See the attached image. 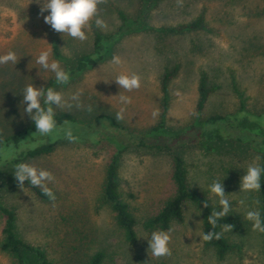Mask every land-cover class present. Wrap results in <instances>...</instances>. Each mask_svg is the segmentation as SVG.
I'll return each instance as SVG.
<instances>
[{
    "label": "rangeland",
    "instance_id": "obj_1",
    "mask_svg": "<svg viewBox=\"0 0 264 264\" xmlns=\"http://www.w3.org/2000/svg\"><path fill=\"white\" fill-rule=\"evenodd\" d=\"M40 2L0 0V55L11 50L20 58L16 65H0V141L16 139L0 147V207L15 213V236L41 249L56 264H85L96 251L103 254L101 264H264V234L254 231L245 218L249 210H257L256 191H240L248 165L257 156L259 165L262 162L264 124L242 118L240 128L232 129L221 142L193 141L185 134L196 119L233 114L239 101L247 114H264L263 1L182 0L178 5L177 0H158L151 6L152 0H107L98 5L97 17L85 29L88 39L83 42L46 24L43 17L49 13L40 14ZM143 6L145 15L138 28L119 35L99 63L78 72L73 69L77 59L91 51L93 30L111 34L120 24L118 11L135 18ZM96 18L107 27L98 28ZM197 18L198 29L165 31ZM44 41L52 45L51 59L69 73L67 84H57L54 73L36 63L39 52L49 47ZM114 55L121 58V65L110 63ZM173 67L177 70L167 84L163 109L160 79ZM121 72L138 74L140 88L131 92L120 88L115 80ZM201 76L212 91L196 116ZM29 84L64 94L72 107L55 109V116L67 114L83 126L98 115H107L126 133L151 145L149 149L137 147L118 136L126 146L116 158V190L135 221L133 243L124 240L113 212L101 198L113 145L105 137L73 142L60 136L57 127L48 136L36 129L27 131L32 120L24 112L27 105L22 103V91ZM76 92L79 100L69 99ZM121 95L130 97L131 103L122 104ZM121 108L123 119L118 120ZM251 135L259 138L250 141ZM236 136L240 141H235ZM43 144L52 147L50 153L25 157L28 150ZM174 155L182 160L189 189L205 195L215 210L220 205L210 193V185L221 181L228 195L227 217L232 229L224 230L223 235L232 249L221 260L202 245L200 214L188 202L182 205V221L171 222L164 231L170 235L171 255L156 258L149 249L148 240L158 230L143 231L141 222L174 193ZM14 160L53 174L55 180L48 187L56 196L54 203L47 196L36 195L28 181L21 190L14 178ZM2 220L0 213V241ZM23 256L25 264H36L33 253L23 251ZM0 264L13 262L0 251Z\"/></svg>",
    "mask_w": 264,
    "mask_h": 264
},
{
    "label": "trees",
    "instance_id": "obj_2",
    "mask_svg": "<svg viewBox=\"0 0 264 264\" xmlns=\"http://www.w3.org/2000/svg\"><path fill=\"white\" fill-rule=\"evenodd\" d=\"M158 0H152L151 6ZM264 3V0H262ZM144 5V3H143ZM141 7L139 14L135 18H128L122 12L118 11L117 16L119 19V26L115 32L102 35L97 30H93L92 34V48L87 54L81 55L76 62L75 71H80L82 69L89 68L97 63H99L103 57L107 47L114 42L119 35L124 34L130 29H136L142 23V19L145 15V10ZM200 24V18L195 21L190 22L186 25L179 26L173 29H165L166 32H180L198 29ZM56 54V53H55ZM176 67L170 70H165L160 79V91L162 95V106L163 109L166 108L167 100V84L169 80L175 75ZM212 91L205 85V78L201 76L198 81L197 86V102L195 105V110L198 116L200 113L208 94ZM164 115V113H162ZM264 114L259 115H249L243 110V103L239 101V107L236 112L229 115H218L214 114L208 116L204 119H196L193 123L186 129L185 133L188 137L193 139V141H216L221 142L230 136L234 129L235 131L240 128V120L246 118L248 121L252 119H258L261 122H254L259 125L264 124V118L261 117ZM260 117V118H259ZM57 123V128L60 129L57 133L60 136L67 137L66 133L71 130L72 135L76 137L75 140L84 141L85 139L92 138H106L114 147V153L112 154L109 163L106 166L105 177L101 190L102 201L108 204L110 210L114 214V220L117 227L121 230L124 240L131 244L135 239L134 225L135 221L131 215L128 207L125 203L121 201L116 190V158L117 155L125 148V144L119 141V137L126 138L125 140L137 147H144L149 149L151 145H146L142 137L136 136L131 133H126L121 126L114 121L111 117L107 115H98L95 117L94 122L89 125H77L75 120L67 114H59L55 116ZM67 122V123H65ZM162 126V123H161ZM35 125L32 121L27 128V131H34ZM156 129H152L154 132ZM125 132V133H124ZM56 133V134H57ZM58 135V136H59ZM57 136V135H56ZM252 136V135H251ZM104 138V139H105ZM180 139V135L175 137V140ZM259 138V135H253L250 141ZM9 141H16L15 138L11 140L0 141V147L8 144ZM235 141H240V137L236 136ZM260 142L264 143L263 140ZM52 150V147L48 144H43L32 150H28L25 153V157H35L42 154H48ZM262 162L260 167L264 168V156L261 157ZM17 165V160L13 161ZM171 180L174 184V193L168 198L161 208L151 216L144 218L141 222V228L143 231H165L169 228L171 222H181L182 221V205L186 202L194 205L200 214V225H201V241L202 245L206 248H210L216 258L221 260L227 253L232 249L231 244L223 235L224 225L230 224L231 220L225 216L217 221L215 228L208 223V216L215 210L211 205L208 198L196 191L189 189L185 177V169L182 166V160L177 155L172 156V173ZM36 195L40 197H45L41 190L36 187H32ZM206 201L208 208L203 206V202ZM256 201L257 210L260 212L261 220L264 222V173L261 175V188L260 191H256ZM0 213L3 216L2 227H1V241H0V251L9 255L12 259L13 264H25L23 251L33 253L35 256L36 264H56L48 260L43 251L39 248L33 247L27 243H24L21 239L17 238L14 234L15 230V213L11 209H6L0 207ZM219 233L220 238H213L211 241H204L202 239V232L205 234L208 232ZM264 234V233H262ZM103 259V254L99 251L94 252L90 255L85 264H101Z\"/></svg>",
    "mask_w": 264,
    "mask_h": 264
},
{
    "label": "clouds",
    "instance_id": "obj_3",
    "mask_svg": "<svg viewBox=\"0 0 264 264\" xmlns=\"http://www.w3.org/2000/svg\"><path fill=\"white\" fill-rule=\"evenodd\" d=\"M106 2L107 0H41L39 3L41 5L40 14L43 15L46 11L49 13L44 16L43 19L54 31L67 34L71 38L83 42L88 39L85 29L89 28L90 21H92L94 17H97L98 5ZM177 4L182 5V0H177ZM95 24L101 29L107 27L106 22L99 18L95 19ZM44 42L49 47L39 52L36 63L44 70L54 73L57 84H67L70 80L69 73L61 67L58 60L51 59L52 45L48 44L46 41ZM19 59L20 58L17 57L15 52L9 50L7 54L0 55V65H6L8 63L16 65ZM110 63L119 66L122 64V60L119 56L114 55ZM115 82L120 88L128 92L139 89L141 86V78L136 73L121 72L116 77ZM22 96V103H26L27 105L26 108H24V112L34 123L35 132L42 136L50 135L57 127L55 109L72 107L64 94L56 91L52 87L37 88L33 84H29L23 89ZM79 96L80 93L76 92L69 99L78 101ZM119 99L122 104L131 103V98L128 96L121 95ZM76 106L80 107L79 103H77ZM89 111H91V107H89ZM123 112L124 108H121L120 112L117 113L118 120L123 119ZM155 114L154 112L153 115ZM66 135L70 141H75L76 137L72 135L71 130H68ZM259 159L260 157L257 156L255 160L248 165L240 181V191H260L261 175L264 173V168L259 166ZM14 178L21 190L24 189V182L28 181L32 187H39L49 200L53 203L55 202L56 196L52 189L48 187V183L54 182L55 180V177L50 171L38 169L27 163H20L15 167ZM209 191L218 198V203L220 205V210H213L207 218L208 223L215 228L217 221L228 215L231 205L227 199L228 195H225L221 181H214L210 185ZM240 205H244L243 200L240 201ZM203 206L208 208L206 201L203 202ZM245 218L251 222L254 231L264 233V222H262L258 210H249ZM223 227L226 231L232 229V225L230 224H225ZM213 238L219 239L220 234L212 231L206 234L202 232V239L204 241H211ZM169 242L170 235L167 232L154 231L148 240L152 255L156 258L171 255V251L168 247Z\"/></svg>",
    "mask_w": 264,
    "mask_h": 264
}]
</instances>
